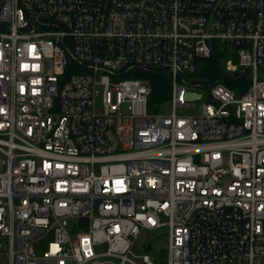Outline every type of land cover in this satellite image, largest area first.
<instances>
[{"label": "built area", "instance_id": "2783aa9c", "mask_svg": "<svg viewBox=\"0 0 264 264\" xmlns=\"http://www.w3.org/2000/svg\"><path fill=\"white\" fill-rule=\"evenodd\" d=\"M217 46L242 93L192 80ZM163 228L264 264V0H0V264H160Z\"/></svg>", "mask_w": 264, "mask_h": 264}, {"label": "trees", "instance_id": "16d2710c", "mask_svg": "<svg viewBox=\"0 0 264 264\" xmlns=\"http://www.w3.org/2000/svg\"><path fill=\"white\" fill-rule=\"evenodd\" d=\"M226 59L225 51L220 47H215L209 59L199 61L194 77L204 80V83H222L226 87L234 90L237 94L242 93L250 84L247 73H236L232 76L226 75L222 67V62ZM152 86L150 105L160 104L170 96V81L160 72L139 73ZM164 264V262H161Z\"/></svg>", "mask_w": 264, "mask_h": 264}, {"label": "rangeland", "instance_id": "374dc122", "mask_svg": "<svg viewBox=\"0 0 264 264\" xmlns=\"http://www.w3.org/2000/svg\"><path fill=\"white\" fill-rule=\"evenodd\" d=\"M231 61L233 63H236L237 59H236V55L235 54H230L223 62H222V67L224 69L225 67V61ZM260 76V75H259ZM193 81H196L198 83H204V80H200L196 77L193 76ZM163 111H167L166 108ZM145 240H147V242L150 244V253L152 255H154L158 261L160 259V264L162 261V255L164 253V250L167 248V231L165 228L160 229L156 232H154L153 234L147 236L144 238ZM136 254H141L142 251L136 249L135 250ZM157 261V263H158ZM159 264V263H158Z\"/></svg>", "mask_w": 264, "mask_h": 264}]
</instances>
